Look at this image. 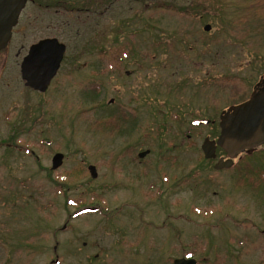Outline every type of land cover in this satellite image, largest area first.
<instances>
[{"label":"rangeland","instance_id":"obj_1","mask_svg":"<svg viewBox=\"0 0 264 264\" xmlns=\"http://www.w3.org/2000/svg\"><path fill=\"white\" fill-rule=\"evenodd\" d=\"M76 1L29 0L0 51V264H264V187L201 152L264 75V0Z\"/></svg>","mask_w":264,"mask_h":264},{"label":"water","instance_id":"obj_2","mask_svg":"<svg viewBox=\"0 0 264 264\" xmlns=\"http://www.w3.org/2000/svg\"><path fill=\"white\" fill-rule=\"evenodd\" d=\"M28 0H0V51L5 49L12 37L20 14ZM209 31L210 26L203 27ZM65 46L56 39H44L28 49L20 65L21 79L24 86L38 93H44L56 76L65 53ZM207 120L192 122L193 126L207 125ZM219 135L215 142L205 139L201 144V152L207 160L216 158V149L220 148L229 157L220 159L215 169L230 167L232 158L238 153L264 144V88L253 92L250 98L236 106L223 111L219 116ZM148 150L138 154L142 159ZM63 162V155L57 153L52 158V170L58 169ZM87 171L92 179L97 177L94 166L89 165ZM173 264H197L192 258H180Z\"/></svg>","mask_w":264,"mask_h":264},{"label":"flooded vegetation","instance_id":"obj_3","mask_svg":"<svg viewBox=\"0 0 264 264\" xmlns=\"http://www.w3.org/2000/svg\"><path fill=\"white\" fill-rule=\"evenodd\" d=\"M261 88L262 89L264 88V75L258 79V81L253 86L252 92L250 93L249 97L244 101H247L253 92H255V91L257 92ZM244 101H242L240 103H243ZM240 103H238V104H240ZM238 104H236V105H238ZM233 106H235V105H233ZM47 144H49V143H47ZM52 158H53V156H52ZM52 158H51V168H50L51 170H52ZM244 158H246V161L244 160ZM220 159H223L224 161H226L229 159V157L227 156L225 151H223L220 148H217L216 149V158L213 160H206V162L210 163L212 168L216 171H227L236 165V161H242V162H244V164H242L243 167H240V169L244 173L239 174V175L242 177H244V175H246L247 178H250L249 182L251 184L252 189H254V190H257V187H259V182L264 187V144H262L258 147H254V148H250L248 150H244V151L238 153L237 155H235L231 159L232 164L230 165V167H226V168L223 167L220 169H215V166ZM244 170H246V171H244ZM52 171H54V170H52ZM252 180H258V181L254 182V184H253ZM54 261L56 262L57 260H54Z\"/></svg>","mask_w":264,"mask_h":264},{"label":"trees","instance_id":"obj_4","mask_svg":"<svg viewBox=\"0 0 264 264\" xmlns=\"http://www.w3.org/2000/svg\"><path fill=\"white\" fill-rule=\"evenodd\" d=\"M62 1V0H61ZM84 1V0H83ZM83 1H81L80 0V2H78V1H76V2H78V4H80L81 2H83ZM67 2H68V0H67ZM192 256H189L188 258H191Z\"/></svg>","mask_w":264,"mask_h":264}]
</instances>
